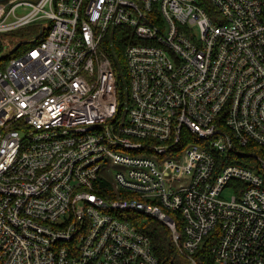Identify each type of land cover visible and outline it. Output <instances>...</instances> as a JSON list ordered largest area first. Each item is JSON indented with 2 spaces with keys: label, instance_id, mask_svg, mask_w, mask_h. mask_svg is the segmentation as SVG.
I'll return each instance as SVG.
<instances>
[{
  "label": "built area",
  "instance_id": "built-area-1",
  "mask_svg": "<svg viewBox=\"0 0 264 264\" xmlns=\"http://www.w3.org/2000/svg\"><path fill=\"white\" fill-rule=\"evenodd\" d=\"M209 2L0 0V32L39 34L0 53V264H159L127 212L187 264L207 237L264 264V0Z\"/></svg>",
  "mask_w": 264,
  "mask_h": 264
},
{
  "label": "trees",
  "instance_id": "trees-1",
  "mask_svg": "<svg viewBox=\"0 0 264 264\" xmlns=\"http://www.w3.org/2000/svg\"><path fill=\"white\" fill-rule=\"evenodd\" d=\"M197 2L208 12L212 10L209 0H197ZM122 31L123 30L119 29V31L111 37L112 44L105 46L106 52L109 54V58L113 63L117 76V88L120 96H123L124 87L126 86L127 89L128 82L123 59V49L127 40L124 37H118L116 39V35L118 34L117 36H119L122 34ZM1 41L2 40H0V53L3 51ZM21 44L22 43H18L19 46ZM8 49L9 51L5 55L6 59L13 57L17 50L15 49L14 52L10 53L11 48ZM125 214L129 215V217L131 216L134 220H139V229L146 233L150 238L153 252L157 257L159 264H187L186 261L178 254L170 238V230L164 223L150 216L137 215L132 212H127ZM176 215L178 216V213H176ZM178 219V228L181 229L182 219L180 215ZM211 243L212 241L210 240V237L205 238L201 243V247L195 252V258L199 264H218L214 260L213 254L210 252Z\"/></svg>",
  "mask_w": 264,
  "mask_h": 264
},
{
  "label": "rangeland",
  "instance_id": "rangeland-1",
  "mask_svg": "<svg viewBox=\"0 0 264 264\" xmlns=\"http://www.w3.org/2000/svg\"><path fill=\"white\" fill-rule=\"evenodd\" d=\"M37 29H38L37 25L32 24L30 26H22L20 28H15L9 31L0 32V40L3 41V46H7V48L3 50L4 53H7L9 51L8 46L9 48H12L17 43H22V44L20 46L18 45V48H16L17 50L14 56L28 50L32 45L34 39L39 37ZM123 95H124L123 100L126 101L127 99L126 86L124 87ZM110 177L111 175L109 173H106L105 178L107 180H110ZM234 193L235 191L232 185L226 186L221 192L220 197L222 199H229L231 195Z\"/></svg>",
  "mask_w": 264,
  "mask_h": 264
},
{
  "label": "water",
  "instance_id": "water-1",
  "mask_svg": "<svg viewBox=\"0 0 264 264\" xmlns=\"http://www.w3.org/2000/svg\"><path fill=\"white\" fill-rule=\"evenodd\" d=\"M18 47V43L15 44L11 49H10V53L14 52V50Z\"/></svg>",
  "mask_w": 264,
  "mask_h": 264
}]
</instances>
